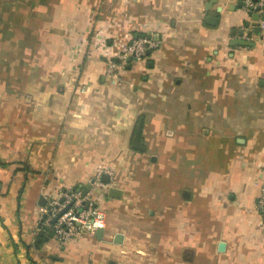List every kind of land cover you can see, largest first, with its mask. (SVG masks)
<instances>
[{"label": "crops", "instance_id": "crops-1", "mask_svg": "<svg viewBox=\"0 0 264 264\" xmlns=\"http://www.w3.org/2000/svg\"><path fill=\"white\" fill-rule=\"evenodd\" d=\"M237 1L0 0V264H264V39L231 45ZM98 173L102 239L45 241L42 208Z\"/></svg>", "mask_w": 264, "mask_h": 264}, {"label": "built area", "instance_id": "built-area-1", "mask_svg": "<svg viewBox=\"0 0 264 264\" xmlns=\"http://www.w3.org/2000/svg\"><path fill=\"white\" fill-rule=\"evenodd\" d=\"M264 0L255 2L254 0H243V9L247 12L263 7ZM264 13V10H260ZM157 44L147 35H137L131 37L127 43H122L119 51L111 57L107 69L112 77L117 69H124L128 64V59H141L146 56L147 49L155 47ZM105 185L102 182V174L98 173L92 180L91 188L83 195L81 190L73 189L61 193L60 199L50 200L48 205L42 208L40 227L45 231L53 232L54 239L62 242L72 237H76L83 232L95 234L97 229L104 228L106 221L103 211L98 206L96 188ZM95 189V190H94ZM63 199V201H61ZM73 202L68 209L59 213ZM257 207L259 213L264 217V183L261 186V196ZM57 219L54 221V219Z\"/></svg>", "mask_w": 264, "mask_h": 264}, {"label": "water", "instance_id": "water-1", "mask_svg": "<svg viewBox=\"0 0 264 264\" xmlns=\"http://www.w3.org/2000/svg\"><path fill=\"white\" fill-rule=\"evenodd\" d=\"M255 2L259 1V0H254ZM217 2H219V0H217ZM223 7H219L218 10H221ZM237 9H243V0H238L233 7V11L237 10ZM263 9L264 10V6L263 7H257L255 10L247 12L245 11V17L242 18L241 20V24L238 27H234L232 29V36H233V41L231 42V45H244V46H254L256 43L254 41H250L254 36H262L264 39V13H261L260 10ZM219 17L217 15H208L206 17V22L211 24V25H216L218 23ZM147 55H149L151 53V49H147L146 51ZM130 62H131V58L128 59V67L130 66ZM143 124H144V118L142 117L138 123L134 138H133V143L132 146L134 149L136 150H140V151H144L145 147L142 144L141 141V135H142V129H143ZM156 156L153 155L152 156V160H156ZM102 181L104 183H109L110 181V177L107 174H103L102 175ZM91 188V185H88L87 188L82 190L83 195H86L87 191ZM81 188H78L77 190H80ZM122 190L115 188V187H110L109 189V195L111 196H122ZM184 196L185 197H189L190 193L188 191L184 192ZM42 205H45V198H41ZM61 201H63V199H61ZM73 202H71L68 206H66L64 209H62V211H60L59 215L60 216L62 213H64L68 207L72 204ZM57 219V217L54 219V221ZM103 232L104 229L103 228H99L96 231V236L99 239H102L103 237ZM40 235L44 237L45 241H48L49 238H53L54 234L53 232L48 233V235H45V230L43 229L42 231H40ZM121 238L122 235L121 234H117L115 241L117 242H121ZM41 238L38 239V243L41 242Z\"/></svg>", "mask_w": 264, "mask_h": 264}, {"label": "rangeland", "instance_id": "rangeland-1", "mask_svg": "<svg viewBox=\"0 0 264 264\" xmlns=\"http://www.w3.org/2000/svg\"><path fill=\"white\" fill-rule=\"evenodd\" d=\"M241 13H243V12H241ZM179 85H177L178 90H176V93H173V95L171 94L172 98L176 99V100H180L181 102H182V100L183 101L187 100L188 102H190V104H192L193 106H196L195 105V99H194L195 92L191 91L189 88H187L185 86L179 87Z\"/></svg>", "mask_w": 264, "mask_h": 264}]
</instances>
